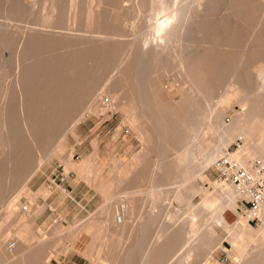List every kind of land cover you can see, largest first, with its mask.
<instances>
[{
    "label": "bare ground",
    "instance_id": "1",
    "mask_svg": "<svg viewBox=\"0 0 264 264\" xmlns=\"http://www.w3.org/2000/svg\"><path fill=\"white\" fill-rule=\"evenodd\" d=\"M24 2L28 4L0 0V10L5 4L9 16L31 14L35 21L34 27H26L15 37L0 24V49H16V72L9 88L0 80L5 103L16 107L3 111L0 121V201L7 194L6 182L27 180L53 154L58 155L60 145L51 142L64 139L86 119L91 111L87 104L106 80L103 76L112 57L125 45L114 38L115 33L95 37L119 13L120 0ZM134 4V11L152 13L147 33L141 36L142 45L130 42L106 87L121 104L127 98L124 105L140 120L134 124L141 126L146 139L142 160L151 158L153 165L135 172L133 183L146 177L147 183L141 191L131 188L121 196L131 204L124 211L122 203L116 209L110 205L109 198L116 200L119 195L107 188L109 183L94 179L93 167L86 160L69 163L77 181L85 180L109 201L74 226L66 239L75 242L83 232H98L93 244L99 245L101 257L110 233L119 244L127 234L126 247L113 252L112 264H209L211 249L222 241L213 237L215 228H223L241 254H230L236 264H264V229L255 238L247 216L238 213L240 219L231 220L244 195L235 185L213 180L207 173L238 139L243 145L235 157L264 158V80L256 78L264 73V0H136ZM65 22L69 29L95 35L56 31ZM171 69L185 85L175 103L160 95L158 73ZM235 105L241 110L227 119ZM32 152L37 153L36 160L26 167ZM193 176L204 177L214 187L199 205L191 204L194 185L185 184ZM61 192L68 190L63 187ZM140 192L146 197L137 219ZM53 194L54 190H46L47 197ZM174 200L185 205L183 215L173 209ZM15 212L16 208L9 207L0 225V240L7 241L0 244V264H34L35 249H40L36 237L25 239L20 233L10 240L6 234L5 223ZM261 217L264 223V209ZM37 230L39 234L41 228ZM62 239L45 237L41 249L51 254L53 247L64 244Z\"/></svg>",
    "mask_w": 264,
    "mask_h": 264
},
{
    "label": "rangeland",
    "instance_id": "2",
    "mask_svg": "<svg viewBox=\"0 0 264 264\" xmlns=\"http://www.w3.org/2000/svg\"><path fill=\"white\" fill-rule=\"evenodd\" d=\"M21 1L23 4H28V2H24L25 0ZM135 2L136 0H120V4L118 5L119 13L107 22V25L101 30L103 34L101 33L98 36V33H96L95 37H101L102 35V37H104L107 32L115 33L116 36L114 38L117 41L125 42V45L121 50L115 53L112 57V64L107 74L103 76L107 81L116 72L115 69H117L120 59L126 54L127 49L132 45L130 42H136L133 44L135 46L142 45L140 40L144 34L147 33L148 29L146 28V25L150 22L152 13L149 9H143L141 12L134 11ZM4 6L5 4L2 5L0 10V24L3 26V29L8 30L14 37L25 31L26 27L35 26V21L31 14H16L14 16H9L7 6ZM69 28L70 27H68L65 22L60 28H57L58 30L55 29L56 31L70 32L78 35H95V33L88 32L87 34V32L85 33L79 29ZM81 32L84 34H80ZM5 49H0V56L1 58H4L0 59V80H3V87L8 89L10 86V80L16 72V63L14 60L16 49L14 47ZM6 72L7 76L5 75ZM110 74L112 75L110 76ZM158 74H160V77L162 78L160 95L167 102L175 103V101L180 99L178 92L185 86L182 83L178 72L175 69H171L167 74L165 71H161ZM256 78L264 80V73L258 75ZM106 80H103L98 85L97 90L92 97L93 100L87 104L86 107L88 108L90 106L89 109L91 108V111L87 113L86 119L78 123L75 130L70 131L64 139L59 137L51 142L52 146L60 145V152L58 155L53 154L47 163H45L36 173L29 176L27 180L22 182L19 180L15 183L11 181L4 184V190L7 189V194L3 195V198L0 201V225L3 220L8 217V208H16V212L7 219L5 223L7 226L6 234L9 236L10 240H14L20 233H24L25 239L36 237L37 240L35 238L34 241L40 243L43 238L51 236V234L58 229V238L61 240L63 237L64 241L62 242L67 246L72 241L69 239L67 240L66 235L73 229V227L79 225L80 221L82 223L87 217H89V215L94 213L98 207L107 202L106 200L108 199L93 189L85 180L77 181V174L74 170L70 169L69 163L78 165L86 160L87 166L93 167L94 179L101 184L109 183L110 185L107 186V188L117 194V196L119 195V198L116 200L114 198H109L111 200L110 205L113 208L115 207V209L118 207L119 203H122L124 211H129L131 207L130 202L121 196L131 188L139 189L140 191L144 189V186L147 183V177L143 178L140 182H132L137 170L145 167L146 164H149L150 168H152L151 166L153 165L151 161L153 159L151 158H148L146 161L142 160L146 148V139L141 126L139 127L134 124V122L140 123V120L137 117H133V112L124 105L127 101L126 97L123 98L122 104L121 100H119L120 98L118 100L112 98L114 93L106 87ZM5 96V93L0 94V121L3 111L10 108H16L14 107V104L5 103ZM215 98L214 102H217L218 97ZM94 99L96 102H94ZM240 110L241 107L235 105L233 110L229 111L230 117L228 116L227 119H233L237 116ZM238 140H235L232 144ZM0 155V172H2L3 155L1 152ZM36 156V152L31 153L28 157L26 167L34 165ZM154 157L155 155H153V158ZM207 173L213 180H216L217 174L213 164L209 167ZM65 177H67L66 180H64ZM185 184H188V186L194 185L193 187L196 190L191 197L192 205L201 204L205 194H211L214 192V187L211 186L204 177L193 176L190 182H185ZM72 186L76 187L74 192L72 191ZM63 187L68 190L67 194L61 192ZM47 189H56V191H59L63 198L68 199L66 200L68 201V205L65 203L56 204L55 201L58 200L55 199L53 195L50 197L46 196ZM164 189H166V187H163V190ZM56 191H54V193ZM145 197L146 196L143 192L137 194V219L142 213L140 210L142 209L141 205H144L145 203H143ZM83 201L89 203L86 209H83ZM173 203V209L181 212L183 215V213H185V205L175 200ZM25 206H27L29 210H25ZM240 207L241 204H239L237 212L232 213L231 220L233 223L240 219L241 216L239 214L245 216L242 210H240ZM178 208L182 211H179L180 209ZM41 212L44 214L46 213L44 221L46 225L40 227L41 232L36 234L38 230L37 228L34 229L35 215H38ZM80 212L84 213V217L82 219L75 218L77 217V213ZM248 222L254 227L251 236L253 235V237L256 238L261 233L262 229H264V223L262 220L258 222ZM235 231L236 235L241 234L240 230ZM228 234V230L226 231L223 228H215L213 237H219L222 241L215 244L213 246L214 248L211 249V261L209 264H236L230 254L241 257L239 250L227 239ZM126 236L127 234L123 237L121 244L114 242L113 236H107V248L103 253L104 255L102 256V259L105 260L106 258L103 257L106 256L109 260L108 262L106 260L105 264H112L111 256L113 252L116 254L123 249L122 246L126 247L127 240L129 239H126ZM84 238L87 237L76 238L75 243ZM1 239L0 244L3 245L5 240L3 238ZM57 246L53 247V250L58 249L59 247ZM60 253L61 252L54 253V256L56 257ZM102 259H99L98 257V262L101 263ZM44 263L45 259H39V264ZM101 264H103V262Z\"/></svg>",
    "mask_w": 264,
    "mask_h": 264
},
{
    "label": "built area",
    "instance_id": "3",
    "mask_svg": "<svg viewBox=\"0 0 264 264\" xmlns=\"http://www.w3.org/2000/svg\"><path fill=\"white\" fill-rule=\"evenodd\" d=\"M242 145L240 139L232 144L213 167L217 174L216 180L235 185L244 195L240 201V210L248 221L258 222L262 220L261 211L264 209V158L235 157ZM25 210L29 208L25 206Z\"/></svg>",
    "mask_w": 264,
    "mask_h": 264
},
{
    "label": "crops",
    "instance_id": "4",
    "mask_svg": "<svg viewBox=\"0 0 264 264\" xmlns=\"http://www.w3.org/2000/svg\"><path fill=\"white\" fill-rule=\"evenodd\" d=\"M72 191L74 192L76 190L75 186H72ZM55 191V190H54ZM53 197L57 199L58 201H55L56 204H66L68 205V199L63 198L61 193L59 191H56L53 194ZM84 207L83 209H86L87 205L89 204L87 201H83ZM68 207V206H67ZM84 213L80 212L77 213V219H82L84 217ZM35 226L34 229L44 227L46 224L44 223L45 218H46V213L44 214L41 212L38 215H35ZM56 229L51 236H49V240H56L58 238L59 232ZM74 230L72 229L67 235H70ZM38 234V233H37ZM66 235V236H67ZM98 235V232L94 231L93 233H86L83 232L79 236L80 238L82 237H87L84 238L83 240H78L75 242H71L67 246L65 244L59 245V247L56 250L51 249V254L46 255V252H50V250L44 251V249H41L43 245L39 244L40 249H35L37 251V255L33 259L34 264H39V259L44 260V264H101L98 262V257L99 255L98 250H99V245L98 244H93V237H96ZM112 235V233H110ZM75 243V244H74ZM38 246V245H37ZM61 252L58 256H54V253ZM104 255V254H103ZM102 255V256H103ZM99 257L100 258H102ZM106 260L108 261L107 257L105 256ZM48 259V260H47ZM51 259V260H50ZM50 260V262H49Z\"/></svg>",
    "mask_w": 264,
    "mask_h": 264
}]
</instances>
